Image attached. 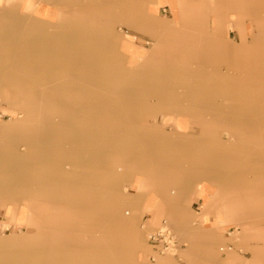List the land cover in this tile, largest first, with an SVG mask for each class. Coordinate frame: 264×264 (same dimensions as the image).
Segmentation results:
<instances>
[{"label":"crops","instance_id":"0c3cea01","mask_svg":"<svg viewBox=\"0 0 264 264\" xmlns=\"http://www.w3.org/2000/svg\"><path fill=\"white\" fill-rule=\"evenodd\" d=\"M35 1L0 0V49L6 48L4 42L9 40L4 35V26H10L12 34L19 35L10 37V53L0 54V63L9 65L10 79L28 85L27 88L19 87L24 90L20 95L10 90V102L19 111L18 114L22 115L17 118L11 113L5 119H9L10 123L0 122V209L6 210L11 216L12 220L7 223L28 228L27 231L21 229L24 234V262L39 255L40 259L46 260L43 264H52V260H55L53 264H80L81 250L62 252L58 251L57 245L79 242L83 244L81 249L84 244L90 247L94 238L88 237L85 240L73 233L78 231L94 234L95 231L88 227L80 231L78 225H64L62 219L82 216L94 219V209L98 202L108 201L109 204L111 197L119 195L120 202L117 204L123 217L136 223L132 229L134 234L139 233L142 216L144 221H150V228L160 224L161 217L169 216L186 235V243L180 249L183 250L184 257L193 260L194 264H197L195 261L199 256H204L213 264H264V223L258 225L257 219L264 216V141L250 140L244 143L235 139L240 136L235 134L240 129L264 130V125L251 123L257 120L248 119L241 126H237L238 122L230 115H222L223 107H228L226 110L229 113H238L242 105L254 108L258 105L264 106V93H256L253 83L247 82L244 86L239 82V69L249 72V68L255 65L264 73V35L259 29L258 33L252 31V47H257V52L234 55L235 59L230 62L225 60L223 63L230 69L228 73H222L218 69V62L222 58L217 54L218 51H240L250 47L247 29L244 27L246 19L256 21L258 27L264 25L261 18L264 13V0H218L215 8H211L206 0H41L69 2L73 5L70 6L71 10L102 9L107 15L98 23L79 21L76 16L68 21L61 13L39 14L35 11ZM160 7L170 11L171 16H161ZM230 11L236 13L235 21H231ZM49 24L71 26L72 32L68 36L47 32L36 35L32 33L36 31L34 28ZM114 26L119 27L122 32L119 39L110 37ZM124 26L132 31L147 32L152 39V47L146 50L138 46L134 36L125 35ZM230 29L238 31L237 41L230 38ZM84 33L88 34L83 35ZM260 34L261 38H257ZM202 36L209 37L207 43L200 38ZM82 41L88 43L80 44ZM184 49L188 50L187 56L197 59L198 74H214L213 82L192 81L187 85L191 91L190 103H182L181 98H178L182 83L176 81V77L173 82L159 78L160 58L168 55L177 60L182 57ZM250 56L252 60L249 63ZM144 69L151 80L143 81ZM22 71L30 76L20 77L19 73ZM174 75L178 76L176 72ZM5 78L6 73L0 67V79ZM224 78L227 79L225 84L222 82ZM243 88L246 90V104L237 98L239 90ZM200 89L207 91L206 96L199 97ZM161 95L172 96V99L177 100L172 102L167 99L168 101L160 102ZM151 99H156L157 102L150 106ZM96 104L104 107L101 112L103 120L95 118ZM191 105L220 107L211 110L217 118L213 119V125L212 120L208 119L206 109H189V120H184L183 117L187 115L181 112H187V109L183 107ZM251 111L254 114V109ZM115 114L133 117L130 125L134 127L135 137L138 138H153L152 133L156 126L148 125L144 120L147 117L158 119L162 115H172L175 126L173 130L181 128L187 132L184 135L188 137L191 134L195 137L196 132H199L195 126L200 128L204 136L211 134L208 130L215 131L213 136L218 137L224 144L228 139L223 138L232 137L236 144L231 146V152L232 155L237 154V161L232 157L231 174L226 183L230 186L229 198L224 199L221 192L214 206L207 203L202 209L210 186L222 184L219 182V175L205 176L199 189H193V183L186 188L184 185L189 178L195 180V173L187 174L177 167L179 160L173 156L169 163L146 180L135 179L140 186L136 193L140 198L136 203L139 213L134 211L136 214L127 216L129 212L126 207H136L130 194L125 192L124 187L119 186L120 183L123 185L125 182H132L136 173L148 176L138 166L137 162L141 158L139 154L132 155L138 153V150H126L115 155L118 163L115 177L121 182L110 179V166L108 172L105 167L104 170L95 167L100 159L97 154L110 153L109 149L96 151L95 144L107 145L109 148L111 143L124 147L127 143L132 144L119 138L126 134H111L112 129L126 130L128 126L125 123L119 127L118 123L112 121L111 116ZM4 115H0V118ZM261 121L264 123V118ZM96 130L101 133L96 134ZM222 131L227 134H221ZM239 154L247 156L239 157ZM65 161L71 163L69 168L75 170L74 179L77 181L76 185H79L70 194L75 197L73 207L70 204L72 198L65 197L58 190V187L64 185ZM10 166L14 169L12 172ZM15 168L23 169V178ZM217 168L222 167L216 165ZM32 172H36L38 176L28 177L27 174ZM160 174L168 178L154 187L153 179ZM181 179L185 183L180 182ZM84 181L89 186L82 188L80 185ZM96 186L100 189L96 190ZM216 194L218 196L219 192ZM96 195L99 196L98 199L95 198ZM21 198L28 200L31 210L18 211L13 208L14 205L18 206L15 201ZM224 200L230 202L225 216L217 206V202ZM105 207L107 208L103 205V209H100V221H96L99 225L106 222ZM83 208L85 209L79 212ZM141 210L147 212L142 214ZM241 217L254 219L250 221L249 227L246 228L247 222H242L243 227L240 228L236 224ZM195 221L199 225L196 230L186 228L188 223ZM92 224H95L94 220ZM224 224L231 226L224 231ZM104 226L106 225L102 227ZM143 226L144 224L141 228ZM31 228L36 231H31ZM147 229L145 225V230ZM234 232L239 234L237 245L246 247L247 250L238 249L236 253L228 252L224 256L218 254V245L222 243L223 237L228 240ZM10 239H14L13 235H10ZM32 239L36 241L33 245ZM4 242L5 240L0 239V243ZM143 244L150 249L149 244ZM175 245H178L177 240ZM230 247L234 248L233 241ZM89 250V255L82 254V257L94 259L101 255L103 263H107L108 256L105 251L96 254L93 249ZM172 261L174 260L170 256H160L153 264H171Z\"/></svg>","mask_w":264,"mask_h":264},{"label":"rangeland","instance_id":"374dc122","mask_svg":"<svg viewBox=\"0 0 264 264\" xmlns=\"http://www.w3.org/2000/svg\"><path fill=\"white\" fill-rule=\"evenodd\" d=\"M207 4L211 8H215L216 5H218V0H206ZM62 2V3H61ZM61 2H47V1H41V0H36L35 3V11L39 14H46L50 13L53 15H59V13L63 14L64 18H68V21L70 20L71 17H78L79 21H85V22H101L103 21L104 17H106L107 13L104 14L102 9H97L95 11L89 10V9H70V6H73L72 3L61 1ZM81 4V3H80ZM67 7V8H66ZM116 11V10H114ZM159 14L163 17H170L171 13L170 11H166L164 7H160V12ZM105 15V16H104ZM236 13L230 11V19L231 21L236 20ZM262 22H264V13L261 16ZM60 19V18H59ZM57 19V22L59 21ZM95 26V25H94ZM92 25H90V28ZM247 30V37L249 39V45L250 47L247 48V50H238V51H218L217 54L222 60H219V66L218 69L222 73H228L230 71L229 67L227 64L223 63L225 60L228 62L233 61L234 55H249L250 53L254 52V54L257 52V47H252V38H251V33L252 31L255 33H258V29L260 30V33L264 35V25H260L258 27V24L256 21L252 19H246V24L244 26ZM10 26H4V35L9 39L7 42H4L5 45H7L6 48L0 49V54H7L10 53V37H18L19 35L12 34L10 31ZM36 31H33L32 33L34 35L39 34L40 32H47L51 34H59V35H65L68 36L72 32L71 26L68 25H41L39 27L34 28ZM186 30L185 28H183ZM12 30V29H11ZM123 32L125 35L132 37L134 36V41L137 43L138 46L145 48L146 50L150 49L152 47V39L150 35L147 32L144 31H132L128 26L123 27ZM229 36L232 40L237 41L239 39V33L238 31L229 30ZM88 33H84L83 35H86ZM101 34V33H99ZM120 34L122 32L119 30V27H112V31L110 33V37L112 39H119ZM203 39L205 43H207L209 37L208 36H202L200 37ZM80 44L86 45L88 42L82 41L79 42ZM204 43V44H205ZM96 44H98L96 42ZM264 44V42L262 43ZM169 53V52H168ZM204 53V52H203ZM167 54V53H166ZM188 50L184 49L182 51L181 56L177 58V60L172 57V56H164L160 58L161 62V70L159 73V78H163L164 81H169L173 82L174 80H177L178 82L182 83L180 87V96L178 97L179 99L181 98V102L183 103H190L189 99L191 97V91L188 88V84L192 81H199L202 83H205L206 81H214V74H202V73H197V64L196 61L197 59L191 58L187 56ZM227 55V56H226ZM246 57V56H245ZM252 60L251 56L248 58V61ZM1 69H3L4 73H6V78L5 79H0V115H4L2 119L0 118V122L3 123H10V120H5L10 117L11 113H14L16 117L18 118L22 114H18L19 111H16L15 107L11 104L10 102V90L14 92L15 94H19L24 92L23 89H19L20 86L27 88L28 85H23L22 82H17L14 81L13 79H10V67L8 64H5L4 62L0 63ZM177 72V75H174V73ZM19 76L22 78L30 76L27 72H21L19 73ZM166 76V77H165ZM129 77V75H128ZM176 77V78H175ZM125 80V77L123 78ZM128 80V79H127ZM151 80L150 75L147 74L145 69L143 70V81ZM160 80V79H159ZM222 82L225 84L227 83V79H222ZM239 82L242 85H246L247 82L253 83L256 87L255 92L256 93H264V73L262 70L255 65L249 68V72H245L244 70L239 69ZM187 87V88H186ZM204 87V86H201ZM114 92V91H112ZM118 92V91H116ZM201 94L199 97H204L205 92H207L205 89H200L199 91ZM202 95V96H201ZM164 97V98H161ZM172 96H160V102H165L167 99L169 101L175 102L177 98L174 100L171 98ZM237 98L242 101L244 104H246V95L242 93H238ZM118 97H116V100ZM113 100V97H112ZM167 100V101H168ZM174 100V101H173ZM219 101H221L219 97ZM18 101H16L17 103ZM157 102L156 99H151L149 105H154ZM21 103V102H20ZM195 103V102H194ZM10 105H11V110H10ZM148 105V106H149ZM146 106V107H148ZM25 108V107H23ZM23 108L22 111H23ZM103 106L101 104L97 105L94 107L95 110V118L96 120H103V116L101 112L103 111ZM144 108V107H143ZM187 109V112H181V114H185L186 116H180L183 117L184 120H189V116L191 115L188 110L189 109H201L208 112V119L212 120V125H213V119H217L214 117L212 114L213 111L216 108H220L218 106H212V105H191V106H185L183 109ZM224 112H222V115L226 116H231L232 119L236 120L238 122L237 126H241L243 122H245L248 119H255L257 120L256 122H251L255 123L257 125L263 126L264 123L261 121L262 118H264V106L263 105H258L255 106V108L252 106H247V105H242L240 108L241 110L238 113H229L226 109H229L228 107H223ZM252 109H254V114H252ZM211 110L212 113H211ZM250 110V111H249ZM249 111V112H248ZM24 113V112H23ZM226 113V114H224ZM54 117V116H53ZM112 121L114 120L115 123L123 125L127 123V129L125 130L124 128L120 129L118 128L117 130L112 129L111 134L116 135V134H126V136L119 137L122 140H125L127 142H132V144H128L127 146H120L118 144H112L110 148L105 145L102 146V144H95V150L96 151H103V150H110V153H100L97 154L99 155L100 159L98 162L95 163V167H99L104 170L103 167H105V171L108 172V166H110L109 169V174H110V179L113 180H118L121 182V180L117 179L115 177L116 174V166H117V161L115 159V155L118 154V152H125L126 150H138V153H133L132 155H138L140 158V161H138V166L142 169H144V172L148 173V176L145 177L144 175L141 174H134L132 178V182H125L123 185L120 183V187H124L123 189L125 192L130 194V198L134 201V207H136L137 201L140 199L136 196V193L139 191L140 186L138 185L137 181H135L136 178L144 181L146 178H149L151 174H153L156 171H159L166 163H169L170 159L174 156L176 157L179 161V165L177 167L183 169L185 173H195V180L192 178H189L187 180V183L184 182V180H180V182L183 181L185 183V187L191 183L195 184L193 189H199L200 182H202L205 176H214L215 174H218L220 177L219 182L222 183L221 185H212L210 186V192L209 195L206 196L205 203L202 206V209L207 205V203L212 204L213 206L216 204L214 203L215 201L220 198L221 192L223 194V198H229V190L230 186L226 185L227 179L230 178L231 174V163H232V157L234 158V161H237V154H233L231 152V146L234 144L233 138L232 137H227L226 139L223 138L224 140H227V143H221L218 137L213 136L215 134V131H210L208 130L207 136L202 134L200 132V128L198 126H195V128L199 131L196 132L194 135L195 137H192L191 135L185 136L184 134H187V132L182 131L183 129H177L173 130L175 126H173V117L172 115H162L158 119L151 118V117H145L146 119L144 122H147L148 125L156 126V128L153 130V138L149 137H143V138H138L135 137V130L134 127L130 125L131 120H133V117H129L127 115H122V114H115L111 116ZM22 118V116H21ZM4 119V120H3ZM9 121V122H8ZM217 122V120H215ZM250 123V122H249ZM129 125L131 127H129ZM122 127V126H121ZM216 128V127H215ZM240 128V127H238ZM237 128L235 127V130ZM215 130V129H213ZM126 131V132H125ZM217 131V130H216ZM95 133H101L98 132L97 130ZM145 133V132H144ZM221 134L226 135V131H222ZM235 134H240L239 137H235L236 140L239 142H249L250 140L253 141H264V130H258V129H250V130H239V132ZM241 134H246V136L242 137ZM237 136V135H236ZM118 138V139H119ZM111 139H114L111 137ZM219 140V141H216ZM233 142V143H232ZM236 144V143H235ZM234 144V145H235ZM124 154V153H122ZM129 155V154H128ZM239 157L246 158L247 155L245 154H239ZM240 161L242 160L241 158L239 159ZM65 161L63 165V170H64V175H63V182L64 185L62 187H58V190L66 197L70 196L73 201H71L72 207L74 206L75 202V197L70 195L71 191L76 189L77 186V181L74 179V174L75 170L69 168V164ZM216 165L221 166L222 168H217ZM10 171L12 172L14 169L12 166H10ZM15 170L21 174L20 177L23 178V169L20 168H15ZM94 172V170H93ZM27 176H32L36 177L38 176L36 172L30 173V175L27 174ZM152 177V176H151ZM168 177H164L161 174L154 177V187L165 181ZM190 181V182H188ZM94 182H96V178L94 177ZM80 184V183H79ZM89 186L87 182L84 181L83 185H80V187L84 188ZM100 189V188H95ZM218 196L216 193H218ZM86 196V195H85ZM89 197V194L88 196ZM96 199L99 198V196H95ZM98 202V201H97ZM120 202V196L116 195L114 197L110 198V203L108 204V201H100L96 205V209H94V219H89L85 216H82L81 218H76V217H68V218H63V224L64 225H78L80 231L86 229L87 227L91 230H94L95 233H83V232H75L73 233L74 236L76 237H81L82 239H87L89 238H94V243L89 246L84 244L83 249L82 243H74V244H68V245H57L58 251L62 252H67L69 250H76L80 251V259L79 263L80 264H104L103 263V257L100 255L98 258L97 256L92 259H86V257H82V254L85 256H88L90 253L89 248L95 251L96 254L102 253L105 251L106 256H108V261L105 264H153L156 263L157 260L159 259L160 256H170V259L174 260L172 261L171 264H194L193 260L184 257L182 254L183 250L180 249L182 244L186 243V235L182 233V229L177 227L175 223H173L170 220L169 216H163L161 217V222L158 224L156 227L150 228V221H144V217H141L139 227H138V234H134L132 229L136 226V223L132 219H126L123 217V214L121 213L119 206L117 203ZM15 203H18V206H13V208H17L18 211L20 210H31V207L28 203V200L24 199H19L16 200ZM229 201H222V202H217L218 209L222 211V214L225 216L227 214V210L229 209ZM101 205V206H100ZM103 205H106L107 208V219L104 224H98L97 222L100 221V209H103ZM98 206V207H97ZM73 209V208H72ZM85 208L79 210L82 211ZM137 207L133 209L132 206L126 207V210L129 212V214H126L127 216L132 215L133 213L136 214ZM136 211V212H134ZM93 212V211H92ZM147 211L141 210L140 213H146ZM139 213V212H138ZM136 217V216H135ZM253 217H242L238 219V224H236L237 227L242 228V222H247L248 224L246 225V228L250 226V221H253ZM258 219V225H261L264 223V216L257 218ZM11 221V216L7 214L6 210L0 209V239L5 240L4 243H0V264H43L42 262H45L46 260L40 259L39 255L32 256L30 261L24 262L22 259V246H23V240L22 237L24 234L21 232V229L27 231L28 228L24 226H15L12 222L7 223L8 221ZM94 220L95 224H92V221ZM162 220L164 223H162ZM244 220V221H243ZM80 221V222H79ZM97 221V222H96ZM195 222H190L186 226L188 229L190 228L191 230H196L199 225H197ZM142 224L144 226L141 228ZM103 225H106L102 227ZM145 225L147 231L145 230ZM94 226V228H93ZM164 226L165 231H171L173 234L175 240L178 241V245H171L169 244L168 248L164 247V244L162 242V245H158L156 241H153L151 239V236L153 235H158L159 234V229ZM229 224H224L223 230L225 231L226 228H228ZM185 228V229H186ZM31 231L35 232V228H31ZM103 231H106L103 232ZM148 232V233H146ZM150 232V234H149ZM224 234V233H223ZM10 235H13L14 239H10ZM238 233L234 232L232 234V238H229L226 240L223 237V241L221 244L218 245V254H227L228 252H237V250H247L246 247L238 246L236 239L238 237ZM149 237V238H148ZM37 240V239H36ZM234 243V248L231 249L230 245L231 243ZM11 242V243H10ZM20 242V243H18ZM32 245L34 244L33 239L31 240ZM149 244L150 249L147 247L145 248L144 244ZM71 245V246H69ZM169 250H172L170 253L172 254H167ZM34 252V251H32ZM199 252H201L199 250ZM242 258V257H240ZM50 261V260H49ZM29 262V263H28ZM55 262V260H52V264ZM197 264H213L211 261H207L206 258L203 257H198Z\"/></svg>","mask_w":264,"mask_h":264},{"label":"built area","instance_id":"2783aa9c","mask_svg":"<svg viewBox=\"0 0 264 264\" xmlns=\"http://www.w3.org/2000/svg\"><path fill=\"white\" fill-rule=\"evenodd\" d=\"M153 241H156L158 245L164 244L165 248H168L169 244L175 245V238L170 231L159 232L158 235L151 236Z\"/></svg>","mask_w":264,"mask_h":264},{"label":"bare ground","instance_id":"6f19581e","mask_svg":"<svg viewBox=\"0 0 264 264\" xmlns=\"http://www.w3.org/2000/svg\"><path fill=\"white\" fill-rule=\"evenodd\" d=\"M262 34V33H261ZM261 34L260 35H258V36H256L257 38H261ZM238 60V59H237ZM256 64V63H255ZM239 65V64H238ZM100 68V67H99ZM101 70V69H100ZM177 73V72H176ZM166 77V76H165ZM163 78H164V76H163ZM162 79V78H161ZM118 80V79H117ZM239 92L240 93H242V94H244L245 95V93H246V90H245V88H243V89H241V90H239ZM234 94V93H233ZM252 94V93H251ZM259 95V94H258ZM254 96V95H253ZM229 97V96H228ZM229 99V98H228ZM254 102H256V101H254ZM231 107V106H230ZM232 107H234V106H232ZM228 124V123H227ZM230 125V124H229ZM233 126V125H232ZM221 128V127H220ZM172 162V161H171ZM165 231V228H164V226H162L161 227V229H159V232H164ZM171 232V231H170ZM149 238V237H148ZM172 250H169L168 252H166L167 254H169L170 252H171ZM170 254H172V253H170Z\"/></svg>","mask_w":264,"mask_h":264}]
</instances>
